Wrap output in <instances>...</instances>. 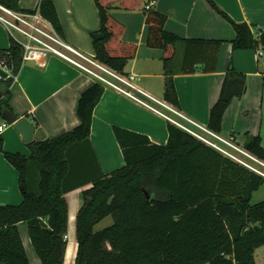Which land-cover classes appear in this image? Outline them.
Masks as SVG:
<instances>
[{
  "label": "trees",
  "instance_id": "1",
  "mask_svg": "<svg viewBox=\"0 0 264 264\" xmlns=\"http://www.w3.org/2000/svg\"><path fill=\"white\" fill-rule=\"evenodd\" d=\"M103 37H93L95 58L103 65L127 74L126 65L136 51L135 43L121 40L124 26L111 14L115 7L138 9L144 0H93ZM150 1L147 0L148 4ZM233 26V49L264 47V31L258 41L247 23L234 22L213 0H206ZM16 9L17 0H0ZM145 4V5H146ZM37 9L55 30H63L52 0H39ZM146 43L163 50V99L178 107L173 83L176 45L183 41L166 31V17L149 8ZM181 73L198 70L188 64V40ZM202 43V42H199ZM205 66L215 70L220 41H207ZM0 64L9 70L0 92V115L10 111L9 87L19 73L21 47L10 39L0 49ZM231 73L227 74L221 95L211 107L207 127L220 132L229 101L222 96ZM243 78V77H242ZM104 87L94 82L78 96L79 124L55 137L27 143L28 156L8 152L0 136V152L18 173L22 202L0 205V264H30L17 224L26 223L29 237L41 264H65L68 204L66 194L82 190V205L75 218L77 250L74 264H257L255 250L264 246V198L251 203L252 195L264 178L248 170L172 123L167 124L165 144L152 142L146 135L113 126L124 165L111 172L99 169L95 155L90 161V132L93 110ZM243 148L264 162L260 136L247 135ZM145 190L149 197L143 192ZM112 223L95 226L105 217Z\"/></svg>",
  "mask_w": 264,
  "mask_h": 264
},
{
  "label": "crops",
  "instance_id": "2",
  "mask_svg": "<svg viewBox=\"0 0 264 264\" xmlns=\"http://www.w3.org/2000/svg\"><path fill=\"white\" fill-rule=\"evenodd\" d=\"M38 1L17 0V4L22 10H33ZM213 1L234 22L247 23L251 27L253 38L258 41L264 31V0ZM52 2L63 30V39L86 56L96 59L93 33L99 32L100 21L94 1ZM146 3L147 0H144L135 10L117 7L111 10L112 16L124 26L121 40L136 44L135 55L128 60L125 70L127 74L138 76L136 84L146 94L139 96L168 116H171L172 112L164 105L207 127L210 109L221 95L225 77L231 73L228 81L237 78L243 80V92L229 101L218 133L225 138L232 136L240 147H243L247 135L260 136L264 148V47L257 43L253 48L233 49V26L206 0H154L150 8L165 15V30L183 39L177 43L174 57L176 73L173 75V83L179 106L173 107L163 99L164 52L146 43ZM188 40L198 41L188 45V64L194 65L198 70L194 73H181L180 66L186 47L184 41ZM207 41H220V45L215 70L204 72L200 69L207 61V51L212 49L211 43H204ZM9 45L10 37L0 23V49H6ZM5 79L0 77V92ZM93 83L91 77L57 56H49L44 65L26 61L9 87V106L18 119L26 116L32 121L35 127L32 140L52 138L79 124L76 115L78 96ZM4 122L6 121L0 115V124ZM168 123L163 115L113 88L105 87L93 110L90 145H86L85 149L89 152L90 161H93L95 155L101 172L108 173L125 163L113 133V126L144 134L152 142L165 144L168 138ZM0 136L6 151L19 152L26 156L30 154L28 142L22 141L11 124L6 122ZM90 185L76 188L66 194L68 228L65 264L75 263V218L83 202L82 190ZM22 199L18 173L0 152V205H18ZM17 227L29 263L41 264L31 243L27 224L18 223Z\"/></svg>",
  "mask_w": 264,
  "mask_h": 264
},
{
  "label": "built area",
  "instance_id": "3",
  "mask_svg": "<svg viewBox=\"0 0 264 264\" xmlns=\"http://www.w3.org/2000/svg\"><path fill=\"white\" fill-rule=\"evenodd\" d=\"M152 3L153 1H150L145 5V8L149 9ZM0 23L6 29L10 39L20 45L23 62L34 61L38 65H44L49 56H57L77 67L80 71L91 77L94 82L99 83L104 88H113L136 102L149 107L153 111L163 115L169 122L173 123L178 128L215 149L223 156L264 178V171L242 159L239 154L249 157L263 166L264 162L246 151L243 147L237 145L232 136L225 138L219 133L185 117L177 110L167 105L164 106L179 116L180 119L184 120L185 123L173 119L154 108L139 96L140 94H146L136 84L138 80L136 74L119 73L103 65L96 59L86 56L77 48L67 43L55 30L52 24L40 14L37 7L33 10H16L0 3ZM0 67L9 73V70L5 66L0 64ZM186 123L191 124L201 132L189 127ZM5 126L6 122L0 124V131Z\"/></svg>",
  "mask_w": 264,
  "mask_h": 264
},
{
  "label": "water",
  "instance_id": "4",
  "mask_svg": "<svg viewBox=\"0 0 264 264\" xmlns=\"http://www.w3.org/2000/svg\"><path fill=\"white\" fill-rule=\"evenodd\" d=\"M103 36L104 35L102 32L93 33V37L96 39H100ZM8 76L9 73L0 67V77L7 78ZM242 92H243V80L238 78L230 79L225 86L222 98L224 101H230L233 96L240 95ZM2 117L8 124L12 125V127L16 130V132L21 136L22 141L24 142L32 141L35 127L30 119H28L26 116H23L18 119L17 116L10 111L4 112L2 114ZM22 187H23L22 185H19L20 189H22ZM143 192L147 197H149V194L145 190H143Z\"/></svg>",
  "mask_w": 264,
  "mask_h": 264
},
{
  "label": "rangeland",
  "instance_id": "5",
  "mask_svg": "<svg viewBox=\"0 0 264 264\" xmlns=\"http://www.w3.org/2000/svg\"><path fill=\"white\" fill-rule=\"evenodd\" d=\"M172 117L173 119H176V120H179V121H182L185 123L184 120L180 119L179 116H177L175 113L172 112V115L170 116ZM173 124V123H172ZM189 127L191 128H194L196 129L194 126H192L191 124L189 123H186ZM176 126V125H175ZM198 130V129H196ZM198 132H201L198 130ZM239 156L248 161L249 163H251L252 165H254L255 167H257L258 169L264 171V166L263 165H260L259 163H256L255 161H253L252 159H250L249 157H246L242 154H239ZM264 198V184L257 190L253 193L252 195V198H251V203H257L259 201H261L262 199ZM112 217L111 216H107L105 217L103 220H101L96 226L95 228L96 229H101L103 227H106L108 225H110L112 223ZM256 262L258 264H264V246H261L259 247L257 250H256Z\"/></svg>",
  "mask_w": 264,
  "mask_h": 264
}]
</instances>
